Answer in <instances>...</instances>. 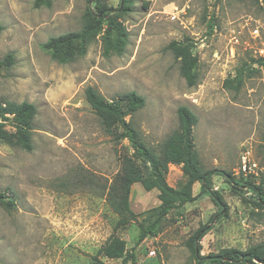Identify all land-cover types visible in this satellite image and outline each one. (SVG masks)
Wrapping results in <instances>:
<instances>
[{
  "label": "rangeland",
  "instance_id": "obj_1",
  "mask_svg": "<svg viewBox=\"0 0 264 264\" xmlns=\"http://www.w3.org/2000/svg\"><path fill=\"white\" fill-rule=\"evenodd\" d=\"M96 1L115 8L119 0ZM33 2L0 0V58L14 57L11 67L0 69V102L36 109L28 152L14 143L12 116L0 121V196L14 203L11 210L0 205V264H93L112 236L125 242L133 264H196L185 243L201 225L210 226L199 242L201 256L264 243V212L251 206L253 193L221 175L211 180L227 205L224 218L215 217L217 208L198 196L195 183L196 199L163 218L155 236L138 242L159 201L155 189L135 182L129 193L134 218L116 227L105 195L127 160L139 163L126 140L113 142L104 134L84 98L87 87L109 102L128 92L141 96L144 106L126 121L154 150L177 128L178 107L186 106L197 118L192 138L200 165L238 178L246 156L258 168L251 178L258 183L264 179V65L251 61L258 40L250 32L257 28L264 36V0H134L122 20L128 44L121 56L103 55L100 34L83 58L65 65L41 45L80 30L86 0H51L50 8L37 9ZM172 41L187 43L197 57L193 87L165 50ZM245 64L250 68L238 89L225 87ZM165 180L181 186V166L169 165Z\"/></svg>",
  "mask_w": 264,
  "mask_h": 264
},
{
  "label": "trees",
  "instance_id": "obj_2",
  "mask_svg": "<svg viewBox=\"0 0 264 264\" xmlns=\"http://www.w3.org/2000/svg\"><path fill=\"white\" fill-rule=\"evenodd\" d=\"M86 2L82 27L79 31L51 37L41 45L42 50L52 61L65 65L77 58H83L88 46L100 34H102L104 56L109 54L121 56L124 53L128 44V32L122 20L132 12L134 0H119L115 8L107 7L96 0H86ZM42 6L50 8L51 0H34V9ZM165 50L171 52L178 62L179 74L186 85L193 87L196 84L197 57L192 54L188 44L172 41ZM251 61L258 67L264 65L261 59ZM13 63L14 57L8 53L0 58V69H7ZM249 68L245 64L237 71L233 80L224 82V86L237 90L242 84L244 72L249 71ZM233 82L235 86H232ZM84 98L97 117L104 134L113 142L126 140L133 151V157L139 163L138 166L127 160L116 179V184L111 186L105 195L107 204L118 217L116 227L134 218L129 209V193L133 183L141 182L146 191L155 189L158 192L159 206L155 211L154 219L140 228L138 242L147 236H155L159 232V225L163 218L196 199L197 196L192 193L195 183L199 184L198 196L208 197L217 208L215 217L218 219L226 217L227 205L222 196L212 188L211 179L214 175L224 176L232 186L250 190L254 195V199L250 202L251 206L264 212V179L262 177L258 183H255L251 180L253 175H243L241 171L238 178H234L230 172L207 170L200 165L192 138V130L197 124V118L186 106L178 107L177 128L160 143L157 150H154L145 145L136 128L131 122L126 121L127 116H131L144 106V99L141 96L135 92H128L120 95L116 102H109L92 87H87L84 90ZM6 115L12 116L15 145L22 150L30 151V131L36 115L35 107L27 102L19 104L0 102L1 122L9 121ZM0 136L4 139L1 132ZM171 164L180 165L185 178L184 183L178 188L170 187L165 180L168 166ZM0 205L6 210L14 207L12 201H1V196ZM209 230V225H201L185 243L191 260L196 264H264V243L251 246L245 251L224 248L217 253L201 256L199 242ZM99 255L106 260H120L121 264L134 262L133 254L127 251L125 242L114 236L110 237L98 250L97 256ZM97 256L91 258L93 264H106Z\"/></svg>",
  "mask_w": 264,
  "mask_h": 264
},
{
  "label": "built area",
  "instance_id": "obj_3",
  "mask_svg": "<svg viewBox=\"0 0 264 264\" xmlns=\"http://www.w3.org/2000/svg\"><path fill=\"white\" fill-rule=\"evenodd\" d=\"M173 19L175 18L172 16ZM251 37L254 40H258V44L254 47V58L255 59H261L264 61V36L260 35V32L257 28H254L250 32ZM240 171L243 173V175H256L258 168L255 163L250 162L246 156H242L241 164H240ZM150 254H153V251L149 252Z\"/></svg>",
  "mask_w": 264,
  "mask_h": 264
}]
</instances>
